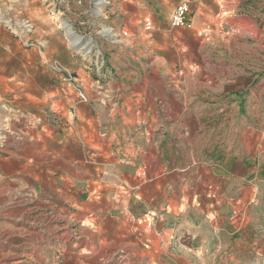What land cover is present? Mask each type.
Wrapping results in <instances>:
<instances>
[{
  "label": "rangeland",
  "instance_id": "obj_1",
  "mask_svg": "<svg viewBox=\"0 0 264 264\" xmlns=\"http://www.w3.org/2000/svg\"><path fill=\"white\" fill-rule=\"evenodd\" d=\"M180 1L0 0V264H146L152 244L156 259L171 249L168 264H264V0H187L192 26L171 27ZM156 84L164 102L204 111L190 138L250 144L251 191L222 218L215 183L192 178L183 232L149 209L130 234L99 239L88 207L102 197L90 178L117 153L106 131ZM82 115L101 133L74 142ZM70 194L72 207L59 200Z\"/></svg>",
  "mask_w": 264,
  "mask_h": 264
},
{
  "label": "crops",
  "instance_id": "obj_2",
  "mask_svg": "<svg viewBox=\"0 0 264 264\" xmlns=\"http://www.w3.org/2000/svg\"><path fill=\"white\" fill-rule=\"evenodd\" d=\"M149 92L153 96L149 93L147 99H143L144 93L140 90L128 97L129 100L124 102L119 116L113 119L115 125L110 122L112 124L106 131L108 139H113L112 142L115 137L118 138L115 141L118 144L117 153L110 150L104 155L106 159L108 156H119L118 154L124 157H116L112 162L105 159L106 162L99 167L100 170L102 167V179L90 178L93 181L91 187L102 188V197L92 196L93 203L89 207V204H84L89 209L92 207L94 213H98V225L93 235L99 239L114 238L124 232L130 234L133 229H128L125 225L141 219L143 213L149 209L158 213L160 223H164L163 227L160 225L164 232L171 229L183 232L189 228L190 223L187 221V217L190 218L189 213L185 210L189 202L192 178L193 185H200L208 180L215 183L218 190L216 203L220 206L218 211L222 213V218H227L228 213L230 215L233 208H236V203L246 200L251 191L252 166L247 164L253 156L250 144L247 146L245 143L243 149L236 146L215 148V142L202 135L197 134L190 138L189 132H193L191 124L196 123L198 129L204 123V111H198L199 108L197 111H189L182 103L173 107L164 102L159 84L151 85ZM79 118L83 120L84 126H72L74 142L78 139L91 141L101 133L94 117L82 115ZM88 126L93 128L91 132L87 131ZM112 142L111 148L116 147ZM99 143L103 146L105 142ZM193 155L200 157V163L191 170L189 161ZM75 181L76 179L72 181V186ZM38 187L42 189L40 185ZM105 196L108 200L113 198L106 205L102 201ZM59 200L72 207L71 194L62 196ZM75 206L79 207L77 203ZM69 213L71 218L72 210ZM109 219L114 222L108 223ZM173 222L175 228H172ZM155 230L154 228L151 231L156 236ZM144 233L151 235L146 230ZM151 247L148 256L153 258L144 261L146 264L171 263L172 251L169 247L161 250L158 259L153 254L157 251L156 246L152 244Z\"/></svg>",
  "mask_w": 264,
  "mask_h": 264
},
{
  "label": "built area",
  "instance_id": "obj_3",
  "mask_svg": "<svg viewBox=\"0 0 264 264\" xmlns=\"http://www.w3.org/2000/svg\"><path fill=\"white\" fill-rule=\"evenodd\" d=\"M145 27L148 29L153 25L150 15L145 17ZM169 23L171 27H191V4L187 0H181L171 13Z\"/></svg>",
  "mask_w": 264,
  "mask_h": 264
},
{
  "label": "bare ground",
  "instance_id": "obj_4",
  "mask_svg": "<svg viewBox=\"0 0 264 264\" xmlns=\"http://www.w3.org/2000/svg\"><path fill=\"white\" fill-rule=\"evenodd\" d=\"M88 46V45H87Z\"/></svg>",
  "mask_w": 264,
  "mask_h": 264
}]
</instances>
